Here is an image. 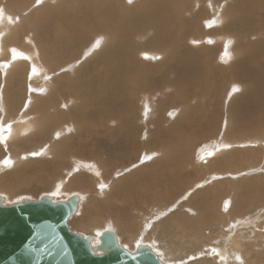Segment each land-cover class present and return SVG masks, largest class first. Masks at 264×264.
I'll list each match as a JSON object with an SVG mask.
<instances>
[{
	"label": "bare ground",
	"instance_id": "bare-ground-1",
	"mask_svg": "<svg viewBox=\"0 0 264 264\" xmlns=\"http://www.w3.org/2000/svg\"><path fill=\"white\" fill-rule=\"evenodd\" d=\"M220 2L0 0L6 202L62 187L80 193L69 226L94 241L111 229L164 264H264V14L254 18L264 0H237L232 24L231 4L202 29L197 15ZM207 35L213 45H202ZM223 43L232 63L211 68L205 54L223 61ZM24 83L35 89L28 101L18 99ZM109 152L123 154L122 166L101 160ZM143 153L145 164L115 177Z\"/></svg>",
	"mask_w": 264,
	"mask_h": 264
},
{
	"label": "water",
	"instance_id": "water-1",
	"mask_svg": "<svg viewBox=\"0 0 264 264\" xmlns=\"http://www.w3.org/2000/svg\"><path fill=\"white\" fill-rule=\"evenodd\" d=\"M5 166L0 164V172ZM78 203L76 194L13 202L0 194V264H164L150 246L130 252L111 229L95 241L73 231L68 220Z\"/></svg>",
	"mask_w": 264,
	"mask_h": 264
},
{
	"label": "rangeland",
	"instance_id": "rangeland-1",
	"mask_svg": "<svg viewBox=\"0 0 264 264\" xmlns=\"http://www.w3.org/2000/svg\"><path fill=\"white\" fill-rule=\"evenodd\" d=\"M123 6H124V4L126 5V7L125 8H129V7H131V6H137V5H139L140 3H142V1H144V0H136V1H133V2H129L128 0H118ZM191 1L192 0H189V4H191ZM205 1V0H204ZM236 1L237 0H221V2L219 3V7H216L215 8V11H213V9L212 8H210V7H208L206 10H207V12H208V14L210 15V17H208V18H206V17H204V15H197V17H198V19H199V23H198V25H201V27H202V29H213L214 27H206L205 26V22L207 21V20H213V21H215V20H217L218 19V15H219V13H221L223 10L222 9H226V8H228V5H231L232 4V7L231 8H228V10H227V12H226V18H227V25L228 24H232V20H233V16L236 14V9H235V7L233 6V4L234 5H236ZM255 2H259L260 0H254ZM126 2V3H125ZM225 2V3H224ZM210 3L214 6V5H216L215 3H213L212 1H210ZM218 4V3H217ZM201 7V6H200ZM200 7L199 8H197V9H195L196 11L197 10H199L200 9ZM260 7H261V9H260ZM260 7H258L255 11H256V13H255V15H254V18H255V16L258 14V13H260V14H264V7L263 6H260ZM213 12V13H212ZM82 15V14H81ZM241 15H242V13H241ZM263 16V15H262ZM257 17H259L260 18V15H257ZM256 23V22H255ZM257 24V23H256ZM227 25H226V27H227ZM258 24H257V28L256 29H258ZM181 27V26H180ZM218 27V26H217ZM256 29L255 30H253V31H251V32H256ZM227 30V29H226ZM227 32H228V30H227ZM251 35H253V34H251ZM259 34H257L256 35V37L258 36ZM207 37H209V38H211L212 40H213V42L212 43H208L207 41H206V38ZM236 38L233 36V35H230L229 36V39L227 40V41H233V40H235ZM100 40H103V37H101L100 38ZM99 42V41H98ZM195 42H196V44H200L201 42H199L198 41V38L195 40ZM205 42V43H204ZM215 42V37L214 36H211V35H207L206 37H205V39L202 41V45H213V43ZM229 43V42H228ZM224 44V47H223V50L220 52V56L221 55H224L225 56V59L223 60V61H219L218 60V57H216L217 56V54L216 53H211V54H205V56H206V59L208 60V64L211 66V68H213L215 65H214V63H213V61L214 60H217L218 61V63L220 64V65H228L229 63H232V60L233 59H231V54L230 53H232V52H230L231 50H230V48H228V45H226L225 43H223ZM200 46H201V44H200ZM232 49V48H231ZM85 55V54H84ZM230 58V59H229ZM35 67H37V68H39L38 66H35ZM1 69V68H0ZM3 68L1 69V71H0V74H1V79H2V73H3ZM208 72H211V71H208ZM57 74V73H56ZM1 84H0V89H1V85H2V82H0ZM25 86V87H24ZM24 86H23V92H21V93H18V99H24V98H27V101H28V99H29V93H32L33 91H35V89H33L32 87H29L27 84H25L24 83ZM219 88V87H218ZM225 88V87H224ZM198 91H203V89H202V87H197L196 88ZM144 90L145 91H148V89H146V88H144ZM32 91V92H31ZM130 94H131V92H130ZM24 96V97H23ZM79 101H81L80 99H79ZM179 103V99H177V101H171V102H169V107H171V106H173V105H177ZM144 106V105H143ZM142 106V107H143ZM165 108V111L166 110H168V109H172V108ZM144 109H145V111L148 109V108H146V107H143ZM212 107H208V110H210ZM144 109H143V111H144ZM144 111V112H145ZM144 114V113H143ZM221 120H223L222 118H220ZM2 120V114H0V121ZM11 123H12V121H11ZM226 124V123H225ZM145 136H144V135ZM146 138H147V135L144 133V129H143V133H142V135H141V137H140V140L143 142V141H145L146 142ZM204 138H209V137H204L203 136V138H200V140H197V142L195 143H193V142H191V143H193L194 144V149H193V151L191 152L192 153V156L193 157H195L194 156V153H196L197 151H199V150H201V148H202V146L206 143L205 142V140H204ZM201 139H202V142H201ZM188 141H190V140H188ZM141 142V143H142ZM98 143H99V145H101V146H105V148L106 149H109L111 146H113L114 144L112 143V141L109 139V138H107V137H102V139L100 140V142L98 141ZM152 143H154V142H152ZM25 144H26V146H24V143H23V145H22V147L19 145V144H17V146L15 147V149L17 150V152H22V151H28V150H30L31 149V146L32 145H34V144H36V141H32V140H30V141H28V142H25ZM151 146H149V148H150ZM157 148H154L153 150H152V152L153 153H157V150H156ZM199 149V150H198ZM7 150H3L2 148H0V160L2 159V158H4V157H6L7 155H3V154H7V152H6ZM137 152H139V151H137ZM26 153H28V152H26ZM146 157V153H143V156L141 155V157H140V159L139 160H137V159H132L133 160V163L132 164H128V163H125V164H128V165H125L124 167H122V169H124V171H122L121 173H119V174H116L115 175V177L116 176H119V175H121L122 173H125V172H127L128 170H132V168H133V166H135V165H137V164H139L138 166H140V163L141 162H144V158ZM152 157V156H151ZM25 158V157H24ZM123 158V154L122 153H116V154H112V153H108V154H105L103 157H102V159L101 160H104V161H108V160H110L111 161V163L112 162H117L116 163V166H115V168L116 167H119V166H122V164H121V159ZM138 158V157H137ZM134 160H137L136 162L134 161ZM142 160V161H141ZM149 160H150V158H149ZM95 163V162H94ZM146 162H144V164H145ZM96 164V163H95ZM144 164H141V165H144ZM97 165V169L98 168H100L103 172H104V168L101 166V162H99L98 161V164H96ZM124 165V164H123ZM106 168V171H112L113 169H115V168H112V167H109V166H106L105 167ZM139 167H137V169H138ZM99 170V169H98ZM100 170V171H101ZM163 187H165V188H167V186H165L164 184H161ZM38 186H39V184H38ZM190 187H192V186H189L188 188H190ZM53 190H54V188H53ZM77 194L79 197H80V193L78 192V191H75V192H69V191H67V190H63V188L62 187H60V189L58 190V192L56 193V197H54L53 199L55 200V198H56V200H65L66 198H69L70 196H72L73 194ZM83 194H84V197H83V199H85L86 198V196H87V194H86V192H82ZM37 195V196H36ZM36 195L34 194V195H29V194H19L18 196H16V197H14V198H12V199H8V201L7 202H13V201H19L21 198H26V197H28V198H33V199H38V198H40L42 195H49V193H47V191H44V189H42V188H40V186H39V188H38V190H37V193H36ZM25 196V197H24ZM5 198H7L6 196H5ZM16 199V200H15ZM170 210H168V209H166L165 211H162V212H164V214H166V213H168ZM162 212H160V213H162ZM160 213H157L154 217V219H152V221H154V220H158L159 218H161L162 216H161V214ZM149 225V224H148ZM150 229H148L147 230V227H144L143 228V232H147L148 233V231H149Z\"/></svg>",
	"mask_w": 264,
	"mask_h": 264
},
{
	"label": "snow or ice",
	"instance_id": "snow-or-ice-1",
	"mask_svg": "<svg viewBox=\"0 0 264 264\" xmlns=\"http://www.w3.org/2000/svg\"><path fill=\"white\" fill-rule=\"evenodd\" d=\"M130 2H131V0H130ZM32 155H38V153H33ZM3 163H4V164H9V163H11V161L8 160V159H6L5 161H3ZM100 187H101V188H104V187H106V186H105V185H101Z\"/></svg>",
	"mask_w": 264,
	"mask_h": 264
}]
</instances>
